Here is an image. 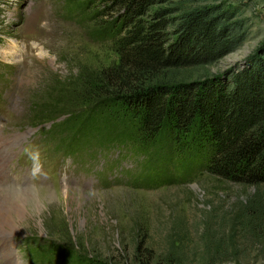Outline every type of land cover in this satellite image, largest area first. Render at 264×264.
Instances as JSON below:
<instances>
[{"label":"rangeland","instance_id":"obj_1","mask_svg":"<svg viewBox=\"0 0 264 264\" xmlns=\"http://www.w3.org/2000/svg\"><path fill=\"white\" fill-rule=\"evenodd\" d=\"M109 1L0 0V97L6 102L0 111V132L9 134H0V155L8 156L4 180L26 176L28 153L38 149L43 152L47 182L57 188L66 182L80 193L78 198L69 195L63 202L56 201L38 227L16 231L31 237L29 247L41 249L44 261L24 260V264H264V238L247 234L229 210L234 208L237 214L243 199L258 188L264 191V184H245L206 170V150L171 160L173 155L165 150L144 149L137 140H128L132 137L110 134L114 117L89 103L81 109L98 117L95 131L86 132L80 123L66 129V140L95 134L90 142L104 147L111 162L109 172L101 170L93 156L87 160L95 167L85 172L62 149L50 155L53 142L48 139L44 151L30 144L23 153L43 132L33 122L51 117L66 122L74 113L60 109L64 99L59 103L53 97L77 85L84 65L100 67L117 60L111 38L94 35ZM80 2L89 9L73 16L71 9ZM206 3L235 8L247 28L241 45L207 66L209 72L222 73L239 56L250 53L245 66L251 54L264 46V0H181L180 4ZM28 32L41 37L45 50L29 49L24 53L28 62L20 65L12 60L20 48L13 45L9 50L7 41ZM97 129L109 138L98 135ZM101 161L106 164L107 159ZM99 170L108 179L105 187L98 186ZM12 221L0 233L11 232L16 226Z\"/></svg>","mask_w":264,"mask_h":264},{"label":"trees","instance_id":"obj_2","mask_svg":"<svg viewBox=\"0 0 264 264\" xmlns=\"http://www.w3.org/2000/svg\"><path fill=\"white\" fill-rule=\"evenodd\" d=\"M178 2L109 1L94 35L111 38L118 58L100 67L84 65L77 85L53 97L59 103L64 99L60 109L74 113L68 121L54 123L52 131L61 141L66 129L80 123L86 132L95 131L98 117L81 109L91 103L114 117L112 135L165 150L171 160L206 150V170L245 184H264V46L241 72H209L207 66L246 39L245 22L235 8L219 3L187 7ZM78 7L89 9L85 2ZM82 115L86 117L79 120ZM97 134L109 138L101 129ZM262 192L258 188L243 199L237 214L229 209L247 234L259 238H264ZM34 250L42 255L41 249Z\"/></svg>","mask_w":264,"mask_h":264},{"label":"clouds","instance_id":"obj_3","mask_svg":"<svg viewBox=\"0 0 264 264\" xmlns=\"http://www.w3.org/2000/svg\"><path fill=\"white\" fill-rule=\"evenodd\" d=\"M245 55L239 56L231 67L236 72L244 70ZM227 70V69H226ZM30 167L27 175H20L7 180H0V209L11 214L16 222L15 228L8 232L0 233L5 241L15 238L16 231L38 227L49 208L56 202L67 199L69 195L78 198L80 193L69 187L65 182L62 188L47 182L48 173L44 169L40 151L33 150L28 153ZM19 250L17 249V252ZM18 256H9L7 250L0 249V264H13Z\"/></svg>","mask_w":264,"mask_h":264},{"label":"bare ground","instance_id":"obj_4","mask_svg":"<svg viewBox=\"0 0 264 264\" xmlns=\"http://www.w3.org/2000/svg\"><path fill=\"white\" fill-rule=\"evenodd\" d=\"M12 216L10 213L4 211L3 209L0 211V229H3L4 226L12 225ZM15 226V225H14ZM13 227V226H12ZM11 228V227H10ZM22 231V230H21Z\"/></svg>","mask_w":264,"mask_h":264}]
</instances>
